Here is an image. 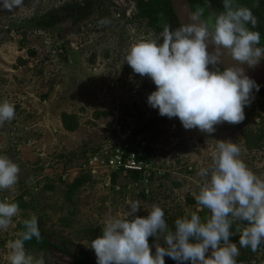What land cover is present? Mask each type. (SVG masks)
<instances>
[{"label": "rangeland", "instance_id": "1", "mask_svg": "<svg viewBox=\"0 0 264 264\" xmlns=\"http://www.w3.org/2000/svg\"><path fill=\"white\" fill-rule=\"evenodd\" d=\"M82 1L24 0L12 12H0V102L14 106V118L0 124V155L19 166L17 183L0 190V201L18 205L9 228L0 231V264H9L6 244L18 238L19 224L31 215L38 218L40 241L49 245L25 250L47 264H75L70 255L82 252L97 264L91 240L102 235L108 217L129 210L126 202L140 203L139 217L153 204L161 207L170 227L192 212L202 220L210 217L195 200L202 183L197 172L211 165L217 140L237 142L240 158L264 178V98L254 94L238 124L222 122L206 133L186 130L173 117L156 125V135H136L161 116L145 98L143 84L153 82L133 73L124 56L133 43L157 35L128 21L133 0H91L98 13L80 23L69 19L55 29L35 27L52 10ZM65 113L78 117L76 132L64 130ZM119 135L148 141L150 177L136 181L122 174L109 185V172L90 171V156ZM84 176L90 181L69 196L71 184ZM148 242L153 253L156 243L164 246L162 238ZM236 264H264V252L239 251Z\"/></svg>", "mask_w": 264, "mask_h": 264}, {"label": "clouds", "instance_id": "2", "mask_svg": "<svg viewBox=\"0 0 264 264\" xmlns=\"http://www.w3.org/2000/svg\"><path fill=\"white\" fill-rule=\"evenodd\" d=\"M23 4L24 0H0V12H12ZM234 5L236 0H223L224 11L212 24L202 21L197 12L175 29L165 25L157 36L149 33L130 45L124 56L133 73L147 76L156 86L147 104L160 116L178 118L186 130L212 133L222 122H242L253 90H259L243 67H255L264 59V47L258 46L260 33L252 30L257 19L249 8ZM225 55L236 63L220 67ZM13 118L14 106L0 102V124ZM240 153L237 142L217 140L211 165L197 172L202 183L195 200L209 210L210 217L202 220L192 212L170 227L161 207L153 204L145 208L146 217H139L135 214L140 203L126 202L129 210L108 217L102 235L91 240L97 264H165L166 256L177 264H236L239 249L230 239L236 233L239 247L255 252L264 243V178L247 167ZM18 174V164L0 155V190L11 189ZM17 212L16 203L0 201V231L9 228ZM22 223L18 238L6 244L9 264H45L24 247L33 238L41 240L38 218L31 215ZM149 237L162 238L164 246L156 243L153 253Z\"/></svg>", "mask_w": 264, "mask_h": 264}, {"label": "trees", "instance_id": "3", "mask_svg": "<svg viewBox=\"0 0 264 264\" xmlns=\"http://www.w3.org/2000/svg\"><path fill=\"white\" fill-rule=\"evenodd\" d=\"M134 2V12L132 16L128 18V21L139 22L144 25L146 28L153 31L158 35L165 25L169 26L170 29H175L180 26L178 19L172 10L171 0H133ZM189 5L193 13H200V19L205 23L211 24L214 23L216 16H218L223 9V0H188ZM236 5L247 7L252 11V14L257 19V25L254 31L260 33V44L258 46L264 47V0H236ZM234 5V6H236ZM98 13V9L95 8L91 0H83L82 2H73L66 4L65 6L52 10L51 12L45 14L42 18L36 21L35 27L38 29L49 30L55 29L62 22L71 19L74 24L80 23L83 20L88 19L89 17ZM24 26H21L19 30H23ZM251 28V25H248ZM31 55L34 56L35 53L31 52ZM21 65L25 64L24 60H19ZM209 70H215L212 65H209ZM222 70V69H221ZM156 86L154 83H144L143 89L145 92V98L147 99L148 95L154 91ZM254 95L264 98V87L259 86V90H253ZM252 103V100H251ZM107 116V114H104ZM99 114L96 115V118H99ZM62 126L65 131L69 133H74L78 130L80 123L76 115L72 114H62L61 115ZM168 122V117L161 116L159 118H153L149 120L138 132L139 134H149L156 135L158 132L155 130L157 124H163ZM215 130L218 129V124L214 126ZM138 138V137H137ZM152 151V148H148V154ZM125 175L130 176L133 180L140 181L142 176L139 173H127ZM118 174L113 175L112 185L117 182ZM90 176H84L76 180L69 187V196L73 195L74 192L79 190L90 181ZM247 223V222H244ZM244 226L243 224L241 225ZM40 229V226L38 224ZM235 226H233L234 228ZM20 231L23 230V223L19 224ZM41 232V229H40ZM230 239L232 242L237 243V247L241 252H247L251 250L250 248H240L238 244L239 233L231 236ZM49 244L45 240L37 242L35 238L30 241H26L24 244L25 249L37 248L40 251L45 249ZM62 251L61 248H57ZM256 251L264 252V243H262ZM70 255V254H69ZM86 254L83 252L77 256L70 255L74 259L75 264H93L89 263L86 259ZM47 264V263H45ZM165 264H177L176 261L170 259L165 260Z\"/></svg>", "mask_w": 264, "mask_h": 264}, {"label": "built area", "instance_id": "4", "mask_svg": "<svg viewBox=\"0 0 264 264\" xmlns=\"http://www.w3.org/2000/svg\"><path fill=\"white\" fill-rule=\"evenodd\" d=\"M147 140L118 136L109 139L108 146L90 156V171L94 174L98 169L109 172V185L113 175L139 173L142 178L150 177L151 152L148 154ZM92 174V175H93Z\"/></svg>", "mask_w": 264, "mask_h": 264}, {"label": "water", "instance_id": "5", "mask_svg": "<svg viewBox=\"0 0 264 264\" xmlns=\"http://www.w3.org/2000/svg\"><path fill=\"white\" fill-rule=\"evenodd\" d=\"M172 10L178 19L179 24L190 22V17L195 14L193 13L188 0H171ZM214 46L210 45L208 51H213ZM236 63L232 60L231 56L225 55L222 60L220 67H228ZM245 68L246 75L253 79L257 85L264 87V60H260L259 63L252 68H249L246 64L243 65Z\"/></svg>", "mask_w": 264, "mask_h": 264}]
</instances>
